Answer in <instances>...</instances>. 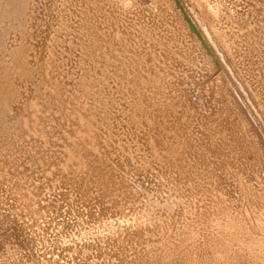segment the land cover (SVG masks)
I'll use <instances>...</instances> for the list:
<instances>
[{
    "label": "rangeland",
    "instance_id": "obj_1",
    "mask_svg": "<svg viewBox=\"0 0 264 264\" xmlns=\"http://www.w3.org/2000/svg\"><path fill=\"white\" fill-rule=\"evenodd\" d=\"M55 1L59 2V0H54V2ZM215 1L219 3L217 4L218 8L216 5L214 8L219 9L220 12L217 11V9H210L205 15V12L196 8L195 4L190 0H61L58 4L55 2L58 6L53 4L55 5L54 8L57 6V10H55L56 8L54 9L55 11L53 10L54 16L60 13L57 14V16L60 15V17L54 18L57 20L60 19L57 21L53 18V21L55 20V23L52 21L54 28L50 26V30L45 32L49 33L43 36L42 33L37 34L38 30L36 29L38 28L37 23L39 21L37 18L36 20L34 18L35 15L37 16V7L43 6V4L40 3L41 0H36V3L35 0H0V66H3L0 67V87L4 86L3 88L1 87L0 90L4 89L2 94H5V97L0 94V121L2 122L3 120L2 123L0 122V161H2L0 162V164H2V166L0 165V264H122L121 262L124 259L123 256L121 259V254L125 255L127 258L124 264L126 262V264H138L140 262V264H148L153 260V257L157 258L163 256L167 259V252H163V249H165V251L170 250L171 253V246H173V249L175 247V243L172 241L176 242V245L179 243L178 241L182 242L179 243V245L184 248H181V251L178 250V253L180 252L179 254L182 256L187 253V256L189 255L193 262V260L197 261L198 258H200L198 261L202 260L197 250L199 245L203 247L206 246L204 242H207L208 238L211 239L212 243L218 240H220L219 242L221 243H226V249L228 247L229 251L226 250L223 255L221 250H219L220 252L216 250L215 254L217 255V253H219L222 255V258H226L227 261L230 260V264H234L235 262L240 264L239 260L241 256L242 260L240 261L243 262L245 258V262L243 263L246 264L248 262L247 260L251 261L252 257L257 254V258L262 261L263 258L261 257L264 254V243L262 244V237L264 235V230L262 229L264 228V130L263 132L259 130V126L262 125L259 121V116L264 118V98H262L264 97V68L262 69V67H264V60L261 61L262 58L264 59V55H262L264 53V48H261V46L264 47V38H262L264 35L262 30L264 27V17H261L262 15L260 14L264 10V0H234L236 4L232 3V0H229V3L228 0H224L225 2L223 0ZM229 4L233 9H230ZM220 5L222 6V10ZM32 8L35 10L32 11ZM261 8L263 9L262 11H260ZM226 10L229 14L226 13ZM237 11H240V13L238 12V14ZM251 11L252 13L257 11L256 15L253 13L257 18L249 14ZM215 12L216 16H214ZM217 12L219 14H217ZM235 13L238 14L237 17L240 15L239 17L243 18L240 20L238 17L237 19ZM243 13H246V16ZM259 14L261 16H259ZM262 14L264 15V13ZM249 16L250 18H248ZM258 16L263 20L258 18ZM227 17L233 22L228 20ZM246 17L248 19H245ZM235 18L239 20L238 23ZM258 19L261 21V24ZM226 20H228V22ZM249 20L251 24H248L250 22ZM254 20L257 24H253ZM246 21L249 22L246 23ZM239 22L242 25H240ZM245 23L250 25L249 28H247L248 25H245ZM39 24L41 25V23ZM252 24L253 26L255 25V27L260 24L261 28H259V25L255 30ZM52 28L53 30L55 29L54 32H50ZM247 29L251 31L248 32ZM254 30L255 33L259 31L262 34V37L260 36L261 39L260 37L259 39L263 44L260 43L257 39L258 37H256L259 32L255 34ZM140 31L142 33L145 32L143 33L144 35ZM247 32L248 34L250 33L251 36L248 35ZM244 33L246 36H250L253 39H248L244 36ZM138 34H140V36ZM37 35L41 36L38 37ZM45 35H48L49 39ZM123 36H128V38L124 37L123 40ZM138 36H142L140 40H144L146 47L143 44L140 45L143 41L139 42ZM240 36H244L245 39H243L245 41L248 40L250 44L248 42L245 43ZM113 37L116 39L114 41H118L119 39L118 45L117 42H115V45V43H113L114 41L111 40L114 39ZM209 37L212 38L213 42L209 40ZM215 37L219 39L216 40ZM35 39L37 41L44 39L45 41L43 42L46 45L44 46L47 47L49 43V47L46 50L42 49L43 53L38 52L35 47L37 43ZM47 39L51 40L46 43ZM128 39H133L134 43H127L129 42L127 41ZM205 39L211 42V44H207ZM250 39L252 41L254 39L257 40L260 45L258 42H255L256 44L254 45V41L252 43ZM109 42H112L114 45L112 47L114 49L112 47L109 48ZM122 42L127 44V47ZM136 42H138V44ZM120 43H122L124 49H122ZM220 43L224 47L221 46L222 48H218V45H221ZM251 43L253 44L252 49L250 48ZM98 44H102L101 48H99L100 46ZM112 44H110V46ZM132 44H136V53L134 52V47L132 48V50L134 49L133 52H127L131 50ZM255 46L260 47L261 50ZM119 48L122 49L121 53L118 52V50L120 51ZM140 48H144V51ZM210 48H213V50ZM241 48L245 50L243 51ZM249 49L252 52L248 51ZM114 50L115 52H113ZM122 51L128 54L125 55ZM140 52L141 54L145 53L144 55L140 54V57ZM223 52H225V54ZM226 52L229 57L226 55ZM240 52H242V54ZM114 53H117L118 57ZM118 53L120 55H118ZM222 53L225 56H223ZM257 53H260L263 57L260 54V56H258ZM12 54H15L14 57ZM230 54L232 58H234L231 59V66L227 65L226 62L224 64L222 61L223 57L226 58L227 56V58H230ZM110 55H113L111 58H118V60L115 58L112 59H115L114 61L118 63L111 61ZM241 55L243 58H241ZM250 55L254 56L253 61V56H251V62L248 61ZM129 56L131 58L130 61L132 60L131 62H134L132 63L134 64L133 66L132 64L129 65L131 62H129V59H126L129 58ZM107 57L110 58V63L107 62V60H109ZM123 57L125 62H123ZM144 58L147 59H145L146 62L144 61L146 64L143 63ZM133 59H135V61ZM246 59L248 62H246ZM256 59H259L258 61L260 62L255 61ZM244 61L246 63L250 62V64L243 66L242 64H245ZM254 62L256 63L254 64ZM137 63L141 66L136 65ZM233 63H237V65ZM251 63L254 66H252ZM34 64L36 67H34ZM116 64L119 68L116 67ZM119 64H123V66ZM147 64L149 65L148 67H146ZM255 65L257 68L260 65L261 68L257 69ZM124 66L126 71L124 70L122 74L120 71H123V69L120 71L119 69L124 68ZM130 66L133 72L134 70H140L137 71V73L139 72V77H137V73L135 74L134 72L138 80L133 79L135 77H131L133 73ZM248 67H250V70L254 68L248 72ZM116 68H118V71H115ZM255 69L259 70L260 73ZM102 70H104V72ZM246 71L248 72L247 74L250 73L249 76L245 73ZM126 72L128 76H125L124 73ZM252 72L253 74L255 72L257 73L254 75L257 81L253 78ZM130 73H132V75ZM228 76L232 77V79H237L238 77V79L243 81V84H245L244 86H246L245 89H247L249 93L248 98L244 101L239 98V94L235 91L232 84H230L232 89H230V91L232 94L230 92L228 93V91L224 92L225 95L223 94L219 88V84L228 85L227 83L230 81V77ZM2 77L4 78L2 79ZM125 77H130L132 82L129 79H124ZM140 77L142 79H140ZM247 77L250 78V81L247 80ZM82 81L85 83H82ZM139 81L142 85L138 83ZM84 84L85 86H83ZM135 84H137V86ZM138 84L140 85L138 86ZM245 89L242 88V91H245ZM122 90L128 95H124L125 93ZM50 94H52L53 97ZM228 96H230V98ZM3 99L6 102L3 101ZM46 102H50V106ZM139 104H142V107ZM135 106L140 107L136 109ZM11 107L14 108L12 109ZM126 107H129L130 110ZM140 108H143L144 112H141L142 116H140L141 114L137 116L136 112L134 113L133 111H140ZM6 109L8 110L7 112H9L8 118L4 115ZM131 109L133 111H131ZM145 111H149V115ZM1 115L2 118L4 116L5 119H2ZM109 116L110 118H107ZM254 116H258V118ZM112 117L113 119H111ZM119 117H121L120 120H118ZM145 117H148L147 120ZM4 120H7V122ZM116 120L117 122L115 123ZM123 120H125V123ZM236 120L240 121H237L239 126H236ZM110 121L113 124L109 123ZM160 122L162 124H160ZM163 122L166 124L163 125ZM232 123H236L234 124L235 126ZM14 125H16V127L19 126L17 128L18 131L15 129ZM158 125H160L162 129H160ZM229 125L230 127H228ZM10 127L13 130H11ZM231 127L232 129H229ZM236 128L237 130H233ZM239 134L241 136H239ZM257 134H259V136ZM235 135H237L238 138ZM156 136L159 137L156 138ZM172 137H174V139ZM236 138L237 141L235 140ZM140 141L145 142L142 144ZM169 141H171V146H167L168 143H170ZM236 143L240 144L241 147L238 144L236 146ZM212 144L223 145L221 148H225L222 149L224 154L216 158L210 156L209 152L210 147L213 146ZM166 146L170 147L172 156L175 154L182 156H179L180 158L177 157L179 160L176 162H180V160L183 159L182 162L179 163L183 164V168H181L182 164L179 167L178 164L173 166L172 162H162L164 156L160 153L167 154V151H163L164 149L162 150V148ZM197 147L198 149H196ZM94 148L96 149L94 150ZM241 148L242 154H240V150H238ZM233 149H236V151ZM147 150L148 152H145ZM154 150H157V152ZM158 150L161 152H158ZM195 150H198L197 152L200 151L202 156H197L198 158L192 156L191 154ZM153 151L154 153H151ZM151 154L158 155L160 159L162 158L161 161L158 156L154 157H157L158 160H149L148 156H151ZM205 155H209L210 157L205 159ZM35 157H37V159H34L35 161L32 160ZM101 158L105 161L108 159L109 163H99L98 160ZM202 158L205 159L204 164L198 162ZM84 159H90V161L88 160L89 165H85ZM171 159H174V156ZM118 160L120 161L118 162ZM117 162L121 165H118ZM93 164L95 166H93ZM98 164L105 166V168H101L103 171L105 170L104 173L101 172L103 173L102 177H99L100 174L96 169ZM88 166L91 168L88 169ZM132 171L134 173H132ZM130 173L134 175V177H132ZM104 175L106 177L109 175V178L111 177L110 179H112L111 184L108 186H103L105 185ZM139 175H141L140 180ZM187 176L188 178L186 179L185 177ZM67 177H71V180ZM94 177L95 179H93ZM140 181H142V183ZM114 184L115 186H113ZM243 184L246 185V188L243 187ZM101 187L104 188L102 189ZM187 187L189 188L188 190ZM233 187L236 188L234 189ZM242 188H244V194H249V197H252L251 199L247 195H243ZM248 188H252L254 191L251 189L249 193L250 190H248ZM118 189H120V191ZM237 189H239V192L236 191ZM225 190L229 191V193ZM136 192L137 194H135ZM231 193H233V195ZM251 193L253 195H251ZM111 195L113 197H110ZM225 195L228 197V200L225 198ZM237 195H241L240 201L237 200ZM257 195L258 198L255 197ZM106 197L107 199L104 200ZM100 198H103V200ZM246 198H249L251 201ZM116 199L118 200L117 203ZM234 199L236 202H239V205L238 203L234 204ZM107 200L109 202L113 200L111 201V206L115 203L117 206L120 203L121 209L120 207L118 208L120 209L119 211L122 212L120 213L117 209L113 211L116 206L110 207V203ZM245 200L251 202L252 205ZM242 201L251 205L249 208L251 207L252 209H250V211L245 210V206H243L244 202ZM241 202L243 203L242 205H240ZM103 205L106 206L104 209L102 208L104 207ZM107 207H110V211ZM101 209L104 211L103 215V211L100 212ZM105 209H107L106 213H109L108 215L105 213ZM91 212L101 215L98 217L97 214H92L91 217ZM115 212H119V215H116ZM201 212L203 217H208V227H206L207 225L198 226L199 220L201 219ZM144 214H146L147 217L150 214V217L147 218ZM142 215L143 218L145 216L144 219L147 218L149 221L146 219L144 222V219L141 217L137 220L138 217ZM94 216H97V219ZM108 216L111 222L108 220ZM134 216L136 217L135 220ZM93 217L94 219H91ZM101 217L104 218L102 219ZM100 218L103 221L105 220L106 223ZM116 218L118 219L116 220ZM120 219L122 220L119 222L118 220ZM129 219L131 223L128 222ZM97 220L100 221L96 222ZM136 220L137 222L139 221V224L145 223L148 225L150 223V225H152L153 222V224H157L156 226L152 225L153 227H147V229L151 227L150 230L152 229L151 231L153 232L155 228L156 231H159L158 229H160L162 225H164L162 228H166L165 226H167V228L163 229L165 232L163 230V232L161 230L157 232L160 234L159 238L157 237L158 239H156L155 236H158L157 233H155L156 231L153 235V232L150 230L147 232V229H144L147 225L142 224L145 234L148 233V235L153 236H151L152 239L149 238L150 240H147V238L145 240L148 243L142 241L144 244H147L146 247L144 244V247L140 244L137 246L136 242L131 238L122 239L119 241V246H117L118 241H115V239L114 241L113 239H111L110 242L107 241L111 237L107 236L106 240V235H111L115 226L117 228L115 229L119 231L124 229V227H126L125 229H130L131 225L129 226L128 223L133 224L131 226L132 230H134L133 228L136 226L138 229L139 227L141 228L142 225H136L138 224ZM107 222L108 224L113 223V227H111L112 225L108 226ZM241 222L244 224L243 226ZM245 225H249L252 229L256 225L259 229H253L256 231L255 233L252 229L248 230L247 227L245 228ZM98 226H100V230ZM128 226L129 228H127ZM240 226H242L241 229ZM243 227L246 229V232L243 230ZM168 228L174 230L177 228L176 230L183 232H173L172 235L175 237L173 236L172 238V235H170L172 229L169 230ZM17 229L21 230L22 236H20L18 240L17 238L12 239L13 237L9 236V233ZM102 229L103 231H101ZM166 230L168 233H166ZM234 230L236 231L233 233ZM242 230L245 233H243ZM250 230L253 234L249 232ZM102 232L107 242H104V238L101 236ZM236 232L239 234V237H245L247 241L250 239V242H248L249 244L253 241V238L256 241V236L258 235L259 239L252 243H254L253 246L260 245L259 247L261 248L255 246L253 249V246L247 243L246 247L245 242L247 241H245V238L243 239L245 241L244 245H241L243 244V242H241L242 238H238ZM161 233L163 235L166 233L168 236H166L167 239L172 243L165 238L166 234L164 235L165 239L162 238L163 236ZM230 233H232L231 236H233V238H238H236V241L234 238V243L232 242L233 238L231 239ZM177 234L180 235V237L182 235L184 237L182 236V238H180ZM148 235L146 236L148 237ZM186 235L190 236L187 241L184 240ZM227 235H229V238L226 237ZM94 236L97 241L93 239ZM176 236L180 240L178 239V241H176ZM160 238L163 239L162 242ZM159 239L160 241H158ZM163 242H166L164 243L165 247L163 246ZM167 242L170 243L171 246L170 244L168 245ZM187 242L191 243L190 246L196 244L198 247L195 245L191 251L190 246L184 245V243L187 245ZM93 243L95 245H93ZM137 243H139V241H137ZM158 243L163 247H159ZM230 243L233 245H228ZM111 244L115 245L112 246ZM152 244H155L154 247L156 245H158V247L156 246L154 250ZM98 245L101 246L100 249ZM149 245L152 246L153 249H151ZM209 245L211 246V244ZM240 245L241 248L242 246L245 248L241 250ZM248 245L250 250L248 249ZM110 246L112 247L110 248ZM125 246L126 249H124ZM166 246L169 248L168 250H166ZM238 246L241 250V254L238 253L240 252ZM132 247L135 249H132ZM137 247L140 248H138L139 251L136 249ZM194 248H197L196 252L199 254H194ZM101 249L104 253H99ZM143 249H145L144 252L147 255L148 251H157V249L158 251L160 249L159 252L162 251L164 255H159L162 253L152 254V251L149 253L154 256L152 257L151 255L150 257L152 258H148L147 255V257L144 256V252L140 253ZM251 249L253 251L252 254H256L251 255ZM255 249L256 251H254ZM112 250L114 251L112 252ZM118 250H121L123 253L120 251L117 252ZM134 250H137L139 253ZM244 250L249 251V253L246 251L243 252ZM261 250H263V254ZM183 251H186V253ZM188 251L191 253L189 254ZM233 251L238 255H235L236 253ZM213 252H215V250ZM227 252L232 254V256L229 254V256H231L229 257ZM170 253L168 252L167 255L170 256ZM192 254L194 258L195 256L197 257V255L200 257L193 259ZM219 254L217 257H220ZM233 255L234 260L235 258L239 260L236 261V259L234 261ZM259 255L260 257H258ZM136 256L148 259L138 260L135 259L138 258ZM237 256L240 257L238 258ZM244 256H247V258L249 257V259ZM177 257H179V255ZM156 258L154 259L156 260ZM257 258H253L254 261H251V264H254V262L256 264L262 263L258 260L256 261ZM132 259L136 261H133V263ZM231 259L234 262H231ZM167 260H172V257ZM145 261L146 263H144ZM249 262L247 264H250Z\"/></svg>",
    "mask_w": 264,
    "mask_h": 264
},
{
    "label": "bare ground",
    "instance_id": "obj_2",
    "mask_svg": "<svg viewBox=\"0 0 264 264\" xmlns=\"http://www.w3.org/2000/svg\"><path fill=\"white\" fill-rule=\"evenodd\" d=\"M21 1H22V0H21ZM57 1H58V0H57ZM190 1H191L192 3L195 4L196 8H199V9H201L202 11H204V12H205V15H206V13H207L208 11H210V9H211V10H212V9H213V10H214V9H217V8H218V7H217V4L219 3V2L216 3L215 0H190ZM218 1H219V0H218ZM223 1H224V0H223ZM230 1H231V0H230ZM230 1L228 0V3H229ZM232 1H233L232 3H235L234 0H232ZM238 1H239V0H238ZM238 1H237V2H238ZM33 2H34V1H33ZM53 2H54V0H41L40 3L43 4V6L41 5L42 7H37V9H36V10H37V16H36V15H35L36 17L34 16L35 20H36V18H37V20L39 21L38 23H37V21H36V23L38 24V28L36 29V30H38V33L36 32L37 34H39V33L41 34V33H42L43 36H44V34H48L49 32H48V33H45V32H47L48 30H50V28H51L50 26L53 27L52 23H53L55 20H57V19L54 18V17H60V15L57 16V14H60V13H57V14L54 16V13H53V12H54L55 10H57V8H56V7L58 6L57 4H58L59 2H61V0H59V2H56V1H55L57 4H56L55 2H54V3H53ZM220 2H221V1H220ZM224 2H225V1H224ZM19 3H20V2H19ZM19 3H17V4H19ZM35 3H36V0H35ZM259 3H261V2H259ZM15 4H16V2H15ZM22 4H24V3H22ZM37 4H38V2H37ZM53 4H56V5H57V6L55 7L56 9L54 8L55 5H53ZM223 4H224V3H223ZM223 4H222V6H224ZM230 4H231V3H230ZM230 4H229V7H230ZM235 4H236V3H235ZM263 4H264V3H263ZM263 4H262V5H263ZM38 5H39V4H38ZM210 5H211V6H210ZM215 5H216L217 8H214ZM260 5H261V4H260ZM11 6H12V5H11ZM24 6H25V5H24ZM34 6H35V5H34ZM34 6H33V7H34ZM218 6H219V5H218ZM222 6L220 5V8H221ZM226 6H227V4H226ZM13 7H14V6H13ZM15 7H16V6H15ZM19 7H20V6H19ZM227 7H228V6H227ZM97 8H98V7H97ZM97 8H96V10H97ZM224 8H225V6H224ZM259 8H260V7H259ZM262 8H263V7H262ZM262 8L260 9V11L263 10ZM16 9H19V8H16ZM16 9H15V10H16ZM20 9H21V7H20ZM32 9H33L32 11L35 10L34 8H32ZM54 9H55V10H54ZM226 9H228V8H226ZM230 9H233V8L230 7ZM230 9H229V10H230ZM254 9H255V8H254ZM256 9H257V8H256ZM13 10H14V9H13ZM53 10H54V11H53ZM96 10H95V11H96ZM221 10H222V8H221ZM229 10H228V11H229ZM234 10H235V8H234ZM252 10H253V9H252ZM257 10H258V9H257ZM59 11H61V10H59ZM215 11H216V10H215ZM217 11H219V9H217ZM230 11H232V10H230ZM253 11H254V10H253ZM258 11H259V10H258ZM56 12H58V11H56ZM213 12H214V11H213ZM219 12H220V11H219ZM233 12H235V11H233ZM238 12L240 13V11H237V13H238ZM256 12H257V11H256ZM256 12H253V13H255V15H256ZM222 13H223V12H222ZM226 13H227V10H226ZM239 13H238V14H239ZM253 13H252V11H251V13H249V14L253 16V15H254ZM259 13H260V12H259ZM262 13H264V10H263V12L260 13L262 16H261L260 14H259V16L264 17V15H263ZM217 14H219V13L217 12ZM224 14H225V13H224ZM227 14H229V12H228ZM230 14H231V13H230ZM235 14H236V13H235ZM238 14H236L235 16L237 17ZM243 14H244V13H243ZM243 14H241V15H243ZM257 14H258V13H257ZM33 15H34V14H33ZM221 15H222V14H221ZM244 15L246 16V13H245ZM255 15H254V16H255ZM214 16H216V12H215ZM214 16H213V17H214ZM217 16H218V15H217ZM232 16H233V15H232ZM239 16H240V15H239ZM239 16H238V17H239ZM252 16H251V17H252ZM259 16H258V18H261V17H259ZM89 17H90V15H89ZM209 17H210V16H209ZM209 17H208V18H209ZM218 17H219V16H218ZM233 17H234V16H233ZM238 17H237V19H238ZM53 18L55 19L54 21H53ZM227 18H228V20H230L229 17H227ZM242 18H243V17H241V18L239 17L240 20H241ZM248 18H250V16H249ZM248 18L246 17L245 19H248ZM254 18H257V17L255 16ZM59 19H60V18H59ZM59 19H58V20H59ZM231 19H233V18H231ZM235 19H236V18H235ZM237 19H236V20H237ZM261 19H262V18H261ZM263 19H264V18H263ZM263 19H262V20H263ZM58 20H57V21H58ZM208 20H209V19H208ZM228 20H226V21L228 22ZM236 20H234V21H236ZM250 20H251V19H250ZM250 20H249V21H250ZM52 21H53V22H52ZM230 21H232V20H230ZM238 21H239V20H237V23H238ZM244 21H245V20H244ZM244 21H243V22H244ZM249 21H248V22H249ZM258 21H259V23L261 22L259 19H258ZM258 21H257V22H258ZM232 22H233V21H232ZM248 22L246 21V23H248ZM39 23H41V25H40ZM54 23H55V22H54ZM230 23H231V22H230ZM241 23H242V22H241ZM246 23H245V25L251 24V21H250L248 24H246ZM254 23H256L255 20L253 21V24H254ZM262 23H263V22H262ZM239 24H240V22H239ZM239 24H238V25H239ZM243 24H244V23H243ZM253 24H252V26H253ZM256 24H257V23H256ZM260 24H261V23H260ZM260 24H258L257 26L259 27ZM240 25H242V24H240ZM245 25H243V26H245ZM262 25H263V24H262ZM33 26H34V25H33ZM36 26H37V25H36ZM209 26H210V25H209ZM249 26H250V25H248L247 28H249ZM257 26L255 27V25H254L253 28L255 27V30H256ZM211 27H212V26H211ZM211 27H209V28H211ZM262 27H263V26H262ZM53 28H54V27H53ZM53 28H52V31H50V32H54V31H55V29L53 30ZM259 28H261V25H260ZM34 29H35V28H34ZM255 30H254V33H255ZM257 30H258V29H257ZM262 30H263V32H264V27H263ZM56 31H57V30H56ZM58 31H59V30H58ZM247 31L249 32V31H251V30H250V29H249V30L247 29ZM252 31H253V30H252ZM140 32H141V31H140ZM140 32H139V33H140ZM248 32H247V34H248ZM258 32H259V31H258ZM258 32H257V33H258ZM263 32H262V33H263ZM123 33H124V32H123ZM141 33H142V32H141ZM143 33H145V32H143ZM143 33H142V34H143ZM251 33H252V32H251ZM257 33H255V34H257ZM118 34H119V33H118ZM234 34H235V33H234ZM252 34H253V33H252ZM259 34H260V35H259ZM121 35H122V34H121ZM138 35L140 36V34H138ZM143 35H144V34H143ZM248 35H250V33H249ZM258 35H259V36H258ZM258 35H257L256 37H258L257 39H258L259 42H260V39H261V37H262V36H261L262 34L259 32ZM37 36L39 37V36H41V35H37ZM45 36L49 39L48 35H45ZM116 36H117V35H116ZM129 36H130V34H129ZM136 36H137V35H136ZM139 36H138V39H139L138 41H139V42H140V41H141V42H142V41L144 42V40H140L142 36H141V37H139ZM244 36H246L245 33H244ZM244 36H240V37L243 39ZM250 36H251V35H250ZM250 36H249V37L246 36V37H247L248 39H249V38H252V37H250ZM252 36H253V35H252ZM254 36H255V35H254ZM260 36H261V37H260ZM35 37H36V36H35ZM46 37H44V38H46ZM124 37H125V36H123V40H124ZM216 37H217V36H216ZM216 37H215V38H216ZM218 37H220V36H218ZM256 37H254V38H256ZM259 37H260V39H259ZM40 38H43V37H40ZM50 38H51V37H50ZM113 38H114V37H113ZM125 38H128V36L125 37ZM262 38H264V35H263ZM48 39L46 40V43H47L48 41H50L52 38H51L50 40H48ZM97 39H98V38H97ZM117 39H118V38H117ZM217 39H219V38H216V40H217ZM244 39H245V38H244ZM244 39H243V41H245ZM252 39H253V38H252ZM35 40H36V39H35ZM98 40H99V39H98ZM108 40H109V39H108ZM111 40L114 41V40H116V39L114 38V39H111ZM123 40H121V41H123ZM131 40H132V41H131ZM205 40H206V39H205ZM209 40H210L211 42H213V40H212L211 37H209ZM246 40H247V39H246ZM250 40H251V39H250ZM32 41H33V40H32ZM36 41H37V40H36ZM36 41H35V42H36ZM43 41H45V40H44V39H40V40H38L37 43L35 44V47L37 48V51L40 52V53L42 52V49H45V50H46V49L49 47V45H48L49 43L47 44V47H45L46 45H45V43H44ZM96 41H97V40H96ZM113 41H112V42H113ZM125 41H126V40H125ZM125 41H124V42H125ZM127 41H129V42H127ZM127 41H126L127 43H130V42H131V43H132V42L134 43L133 39H128ZM206 41H207V40H206ZM253 41H254V45L256 44L255 42H258V41L255 40V39H254ZM253 41L251 40L250 42L253 43ZM33 42H34V41H33ZM97 42H98V41H97ZM112 42H111V43L109 42V43L112 44ZM115 42H117V45H118V44H119V43H118V42H119V39H118V41H114L113 43H115ZM124 42H122V43H124ZM126 42H125V43H126ZM143 42H142L140 45L143 44V45L145 46V42H144V43H143ZM211 42H208V41H207V44H208V43L211 44ZM233 42H234V40H233ZM246 42H248V40L245 41V43H246ZM259 42H258V44H259ZM263 42H264V40H263ZM263 42H260V43L263 44ZM122 43H120V44L122 45ZM125 43H124V44H125ZM136 43L138 44V42H136ZM205 43H206V42H205ZM248 43H249V42H248ZM252 43H251V47L249 46L250 43L248 44V46H249L251 49L253 48V47H252V45H253ZM110 44H109V48L112 47V46H114L113 44L110 46ZM213 44H214V43H213ZM220 44H221V43H220ZM258 44H257V45H258ZM44 45H45V46H44ZM98 45L100 46L99 48H101V45H102V44H98ZM115 45H116V43H115ZM132 45H133V44H132ZM135 45H136V44H135ZM135 45H133L132 47L130 46V47H131V50H129V51H127V52H131V51L133 52V50H134L135 47H136ZM140 45H139V46H140ZM198 45H199V44H198ZM259 45H260V44H259ZM33 46H34V45H33ZM43 46H44L45 48H44ZM95 46H97V45H95ZM119 46H120V45H119ZM125 46L127 47V44H125ZM125 46H124V47H125ZM208 46H209V45H208ZM210 46H212V45H210ZM221 46L224 47V46L221 44L220 46L218 45V48H222ZM246 46H247V45H246ZM263 46H264V45H263ZM121 47H122V49H124V48H123V45H122ZM133 47H134V49L132 50ZM137 47H138V46H137ZM141 47H143V46H141ZM145 47H146V46H145ZM215 47H216V46H215ZM244 47H245V46H244ZM255 47H257V48L260 49V50H261V48H264V47H262V46H261V48L258 47V46H255ZM102 48H103V47H102ZM112 48H113V47H112ZM115 48L118 49L117 47H115ZM128 48H129V47H128ZM128 48H126V49H128ZM34 49H35V48H34ZM113 49H114V48H113ZM119 49H120V51L118 50V52L121 53V50H122V49H121V48H119ZM140 49H143L142 51H144V48H140ZM210 49L213 50V48H210ZM216 49H217V47H216ZM241 49H243V48H241ZM246 49H248V48H246ZM254 49H256V48H254ZM258 49H257V50H258ZM45 50H44V51H45ZM137 50H138V49H137ZM221 50H222V49H221ZM221 50H220V51H221ZM226 50H227V49H226ZM226 50H224V51H226ZM244 50H245V49H243V51H244ZM260 50H259V51H260ZM263 50H264V49H263ZM263 50H262V52H263ZM125 51H126V50H125ZM135 51H136V49L134 50V52H135ZM138 51H139V50H138ZM142 51H141V52H142ZM214 51H215V50H214ZM222 51H223V50H222ZM243 51H242V52H243ZM246 51H247V50H246ZM246 51H245V52H246ZM248 51H251V50L249 49ZM248 51H247V52H248ZM35 52H36V50H35ZM113 52H115V50H114ZM116 52H117V51H116ZM122 52H123V51H122ZM136 52H137V51H136ZM136 52H135V53H136ZM141 52L139 53V55L141 54ZM216 52H217V51H216ZM216 52H215V53H216ZM227 52H228V50H227ZM227 52H226V55H227ZM242 52H240V53L242 54ZM251 52H252V51H251ZM253 52H254V51H253ZM256 52H257V51H256ZM42 53H43V52H42ZM111 53H112V50H111ZM144 53H145V52H144ZM144 53H142V54L144 55ZM223 53L225 54V52H223ZM223 53H222V54H223ZM236 53H237V51H236ZM243 53H244V52H243ZM249 53H250V52H249ZM254 53H255V52H254ZM260 53H261V52H260ZM260 53H257L258 56L261 55ZM1 54H3V53H1ZM114 54H116V56H117V53H114ZM114 54H113V55H114ZM123 54H125V53L123 52ZM127 54H128V53H127ZM127 54H125V55H127ZM132 54H133V53H132ZM142 54H141V55H142ZM224 54H223V56H225ZM228 54H229V53H228ZM244 54H246V53H244ZM244 54H243V56H244ZM257 54H256V57H257ZM259 54H260V55H259ZM14 55H15V54H12L13 57H14ZM37 55H38V54H37ZM88 55H90V54H88ZM113 55H110V58H111V56H113ZM118 55H120V54L118 53ZM129 55H130V54H129ZM136 55H138V54H136ZM136 55H135V57H136ZM141 55H140V57H141ZM215 55H216V54H215ZM217 55H218V54H217ZM232 55H233V53H232ZM235 55H236V54H235ZM247 55H248V54H247ZM247 55H246V56H247ZM254 55H255V54H254ZM262 55H264V53H263ZM262 55H261V56H262ZM0 56H1V55H0ZM2 56H3V55H2ZM114 56H115V55H114ZM121 56H122V54H121ZM121 56H120V57H121ZM227 56L229 57V55H227ZM227 56H226V58L223 57V58H222V61H223L224 64H225V62H226L227 65H230V66H231V63H232V60H231V59H234V58H232L231 54H230V58H227ZM241 56H242V55H241ZM243 56H242L241 58H243ZM251 56H253V55H250V58H248V61H250ZM13 57H12V58H13ZM89 57H90V56H89ZM89 57H88V58H89ZM117 57H118V56H117ZM132 57H133V56H132ZM145 57H146V55H145ZM217 57H219V56H217ZM237 57H238V56H237ZM239 57H240V56H239ZM247 57H248V56H247ZM262 57H263V56H262ZM1 58H2V57H1ZM90 58H93V57H90ZM107 58H109V57H107ZM110 58H109V60H107V62L110 61ZM113 58L116 59V57H112V58H111V61H113V62H115V63H118L117 61H114L115 59L112 60ZM125 58H126V57H125ZM137 58H138V57H137ZM148 58H149V57H148ZM244 58H245V57H244ZM253 58H254V56L252 57V61H253ZM258 58H260V57H258ZM119 59H120V58H119ZM121 59H122V58H121ZM126 59H127V60L129 59V62L132 61V60L130 61V59H131L130 56H129V58H126ZM145 59H146V58H144V60H143V63H144V64H146V63H145V62H146ZM260 59H261V58H260ZM14 60H15V59H14ZM91 60H92V59H91ZM116 60H118V58H117ZM133 60L135 61V59H133ZM136 60H137V59H136ZM141 60H142V58H141ZM141 60H140V61H141ZM146 60H147V59H146ZM240 60H241V59H240ZM243 60H244V59H243ZM243 60H242V61H243ZM258 60H259V59H256L255 61H258ZM262 60H264V59L262 58L261 61H262ZM15 61H16V60H15ZM92 61H93V60H92ZM111 61H110V62H111ZM120 61H121V60H120ZM137 61H138V60H137ZM144 61H145V62H144ZM233 61H234V60H233ZM248 61H247V59H246V62H248ZM110 62H109V63H110ZM123 62H125L124 57H123ZM123 62H121V63H123ZM126 62H127V61H126ZM240 62H241V61H240ZM240 62H239V63H240ZM246 62L244 61L245 64H242V63H241V64H242L243 66H244V65L247 66L248 64H250L251 61H250L249 63H246ZM258 62H260V61H258ZM258 62H257V63H258ZM18 63H19V62H18ZM32 63H33V62H32ZM36 63H38V62H36ZM36 63H35V64H36ZM132 63H134V62L129 63V65H131ZM138 63H139V62H138ZM138 63H137L136 65H140V64H141V62H140V64H138ZM143 63H142V64H143ZM234 63H235V62H234ZM234 63H233V64H234ZM237 63H238V62H237ZM237 63L234 64V65H237ZM252 63H253V62H252ZM252 63H251V64H252ZM255 63H256V62H254V64H255ZM262 63H263V62H262ZM16 64H17V63H16ZM35 64H34V67H36ZM38 64H39V63H38ZM125 64H127V63H125ZM241 64H240V65H241ZM36 65H37V64H36ZM106 65H107V64H106ZM119 65L123 66V64H119ZM129 65H128V66H129ZM133 65H134V64H132V66H133ZM136 65H135V66H136ZM234 65H233V66H234ZM257 65H258V64H257ZM260 65H261V64H260ZM260 65H259L258 68H261ZM1 66H2V65H1ZM1 66H0V67H1ZM22 66H23V65H22ZM109 66H110V65H109ZM114 66H115V64H114ZM135 66H134V67H135ZM140 66H141V65H140ZM143 66H144V65H143ZM148 66H149V65L147 64L146 67H148ZM238 66H239V64H238ZM252 66H254V65L252 64ZM255 66H256V65H255ZM263 66H264V65H263ZM2 67H3V66H2ZM24 67H25V66H24ZM27 67H28V66H27ZM39 67H40V66H39ZM106 67H107V66H106ZM116 67H118L117 64H116ZM136 67H139V66H136ZM144 67H145V66H144ZM235 67H236V66H235ZM240 67H242V66H240ZM32 68H33V66H32ZM113 68H114V67H113ZM118 68H119V67H118ZM118 68H116L115 71H118V70H117ZM124 68H125V66H124ZM124 68H120V69H119V71H120L121 69H123V71H120L122 74H123L124 70L126 71V68H125V69H124ZM130 68H131V66H130ZM141 68H142V67H141ZM141 68H140V69H141ZM242 68H243V67H242ZM245 68H246V67H245ZM249 68H250V67H248V69H249ZM253 68H254V67H253ZM253 68H252L251 70H253ZM256 68H257V66H256ZM258 68H257V69H258ZM263 68H264V67H262V69H263ZM0 69H1V68H0ZM33 69H34V68H33ZM133 69H135V68H133ZM137 69H138V68H137ZM248 69H247V70H248ZM257 69H255V70H257ZM262 69H261V71H262ZM106 70H107V69H106ZM131 70H132V68H131ZM131 70H130V71H131ZM237 70H240V69H237ZM242 70H243V69H242ZM245 70H246V69H245ZM251 70L249 69L248 72H250ZM102 71L104 72V70H102ZM109 71H110V70H109ZM113 71H114V69H113ZM115 71H114V72H115ZM128 71H129V69H128ZM137 71H140V70L138 69ZM137 71L134 70L135 74L137 73ZM243 71H244V70H243ZM257 71L259 72V70H257ZM257 71H256V72H257ZM3 72H4V71H3ZM105 72H106V71H105ZM107 72H108V71H107ZM134 72H133V70H132L133 76H131V77H135V78H133V79L138 80V78L136 79V76L139 77V76H138V73H139V72L137 73L136 76H135ZM248 72L246 71L245 73L247 74ZM256 72H255L254 74H253V72L251 73V74H253V78H254V79H255L254 75L257 74ZM29 73H30V72H29ZM132 73H130V74L132 75ZM140 73H141V72H140ZM259 73H260V72H259ZM259 73H258V74H259ZM262 73H263V71H262ZM27 74H28V73H27ZM114 74H115V73H114ZM117 74H118V73H117ZM117 74H116V77H117ZM124 74H125V76H128V75H126L127 72L124 73ZM128 74H129V73H128ZM32 75H33V74H32ZM120 75H121V74H120ZM139 75L142 76L141 74H139ZM247 75L249 76L250 73L247 74ZM109 76H110V75H109ZM245 76H246V75H245ZM27 77H28V76H27ZM118 77H119V76H118ZM121 77H122V76H121ZM228 77H230V76H228ZM251 77H252V76H251ZM3 78H4V77H2V79H3ZM33 78H34V77H33ZM122 78H123V77H122ZM122 78H121V79H122ZM247 78H248V77H247ZM29 79H30V78H29ZM35 79H36V78H35ZM35 79H34V80H35ZM124 79H129V80H130V77H129V78H126V77H125ZM131 79H132V78H131ZM140 79H142V78L140 77ZM229 79H230V81L227 83L229 86H228V85H223V84L220 85L219 83H217V84H219V86H220L219 88H220V90L223 92V94H224L225 91H228V93H229V92L231 93V91H230V89H231L230 84H232L233 87H234V89H235V91L238 92V94H239L238 97H239V98H241L243 101H244L246 98H248V94H249V93L247 92V89H245L246 86H244L245 84H243V81H242L241 79H238V77H237V79H236V78L232 79V77H230ZM243 79H244V78H243ZM249 79H250V78H248L247 80H249ZM251 79H252V78H251ZM129 80H127V81H129ZM247 80L245 79L246 82H247ZM255 80H256V79H255ZM30 81H31V80H30ZM130 81H131V80H130ZM133 81H134V80H133ZM249 81H250V80H249ZM256 81H257V80H256ZM115 82H116V81H115ZM131 82H132V81H131ZM131 82H130V83H131ZM30 83H31V82H30ZM82 83H85V82L82 81ZM82 83H81V84H82ZM119 83H120V82H119ZM121 83H122V82H121ZM127 83H128V82H127ZM136 83H137V82H136ZM138 83H140V81H139ZM2 84H3V83H2ZM4 84H5V83H4ZM32 84H33V82H32ZM86 84H87V83H86ZM122 84H123V83H122ZM140 84H141V83H140ZM140 84H138V86H139ZM215 84H216V83H215ZM0 85H1V84H0ZM20 85H21V84H20ZM109 85H110V84H109ZM109 85H108V86H109ZM135 85L137 86V84H135ZM141 85H142V84H141ZM24 86H25V85H24ZM83 86H85V84H84ZM224 86H227V87H224ZM1 87L3 88L4 86H1ZM1 87H0V88H1ZM35 87H36V86H35ZM87 87H88V86H87ZM115 87H116V85H115ZM6 88H7V87H6ZM33 88H34V87H33ZM83 88H86V87H83ZM119 88H120V87H119ZM121 88H122V87H121ZM123 88H124V87H123ZM214 88H215V87H214ZM242 88H244L245 91H242ZM215 89H217V88H215ZM3 90H4V89H3ZM3 90H2V89L0 90V94L4 96L5 94H2ZM7 90H8V88H7ZM34 90H35V89H34ZM82 90H83V89H82ZM231 90H232V89H231ZM122 91H123V90H122ZM123 92L125 93L124 95L127 94L125 91H123ZM261 92H262V90H261ZM252 93H254V92H252ZM226 94H227V93H226ZM231 94H232V93H231ZM231 94H230V95H231ZM261 94H262V93H261ZM263 94H264V93H263ZM46 95H47V94H46ZM50 95L52 96V94H50ZM127 95H128V94H127ZM127 95H126V96H127ZM199 95H200V94H199ZM224 95H225V94H224ZM233 95H234V92H233ZM3 96H2V97H3ZM231 96H232V95H231ZM260 96H261V95H260ZM4 97H5V96H4ZM45 97H46V96H45ZM45 97H44V98H45ZM52 97H53V96H52ZM54 97H55V95H54ZM228 97L230 98V96H228ZM142 98H143V97H142ZM229 98H228V99H229ZM262 98H264V97H262ZM51 99H52V98H51ZM51 99H50V101H51ZM53 99H54V98H53ZM143 99H144V98H143ZM225 99H226V96H225ZM228 99H227V100H228ZM139 100H140V98H139ZM3 101H5V100L3 99ZM45 101H46V100H45ZM47 101H48V99H47ZM52 101H53V100H52ZM235 101H236V100H235ZM5 102H6V101H5ZM232 102H233V99H232ZM46 103H48V105L50 106V104H49L50 102H46ZM46 103H45V104H46ZM140 103H141V102H140ZM226 103H227V102H226ZM229 103H230V102H229ZM239 103H240V102H239ZM6 104H7V103H6ZM146 104H147V103H146ZM139 105H141V107H142V104H139ZM143 105H144V104H143ZM157 105H158V104H157ZM180 105H181V104H180ZM10 106H11V105H10ZM51 106H52V105H51ZM129 106H130V105H129ZM149 106H150V104H149ZM186 106H187V105H186ZM0 107H1V106H0ZM46 107H47V106H46ZM132 107H133V106H132ZM139 107H140V106H139ZM139 107L135 106L136 109L139 108ZM11 108H12V107H11ZM13 108H14V107H13ZM13 108H12V109H13ZM126 108H128V110H130L129 107H126ZM150 108H151V107H150ZM2 109H4V108H2ZM133 109H134V108H133ZM148 109H149V108H148ZM8 110H9V108H8ZM8 110H7V109H6V111L4 110V111H5V112H4V115H6V117L8 116V113H9V112H7ZM125 110H127V109H125ZM128 110H127V111H128ZM139 110H140V111L137 110V111H138V112H137L136 110L133 111V110L131 109V111H133L134 113L136 112V115H137V116H138L139 114H141L140 116H142V113H141V112H144V109H143V108H140ZM168 110H169V109H168ZM171 110H172V109H171ZM174 110H176V109H174ZM169 111H170V110H169ZM133 112H132V113H133ZM145 112H147V111H145ZM171 112H172V111H171ZM175 112H176V111H175ZM126 113H127V112H126ZM126 113H125V114H126ZM148 113H149V111L147 112V114H148ZM150 113H151V112H150ZM173 113H174V112H173ZM176 113H178V112H176ZM128 114H129V113H128ZM153 114H154V112H153ZM153 114H152V115H153ZM170 114H171V113H170ZM252 114H253V113H252ZM2 115H3V114H2ZM2 115H1V118H2ZM115 115H116V114H115ZM145 115H146V114H145ZM148 115H149V114H148ZM254 115H255V113H254ZM256 115H257V114H256ZM112 116H113V115H112ZM116 116H117V115H116ZM154 116H155V115H154ZM127 117H128V115H127ZM129 117H130V116H129ZM131 117H132V115H131ZM164 117H165V116H164ZM254 117H257V118H258V116H254ZM7 118H8V117H7ZM107 118H110V116L107 117ZM122 118H123V117H122ZM132 118H133V117H132ZM132 118H131V119H132ZM137 118H138V117H137ZM145 118H146V117H145ZM147 118H148V117H147ZM147 118H146V120H147ZM172 118H173V116H172ZM239 118H241V117H239ZM2 119H5L4 116H3ZM2 119H1V120H2ZM105 119H106V118H105ZM111 119H113V117H112ZM116 119H118V118H116ZM120 119H121V117H119L118 120H120ZM123 119H124V118H123ZM128 119H129V118H128ZM133 119H134V118H133ZM159 119H160V118H159ZM173 119H174V118H173ZM175 119H176V117H175ZM242 119H243V118H242ZM108 120H109V119H108ZM114 120H115V119H114ZM125 120H126V119H125ZM125 120H123V122H124ZM239 120H240V119H239ZM239 120H236V121H235L237 124H236V123H232V124H233V125L236 124V126H239V125H238V122H240ZM257 120H258V119H257ZM4 121L7 122V120H4ZM55 121H56V120H55ZM111 121H112V120H111ZM111 121H110L109 123H111ZM129 121H130V120H129ZM144 121H145V120H144ZM171 121H172V120H171ZM171 121H170V122H171ZM237 121H238V122H237ZM243 121H244V119H243ZM259 121H260V123H262V125L259 126V130H260L261 132H263V130H264V128H263V127H264V118H262V117L259 116ZM0 122H1V121H0ZM2 122H3V120H2ZM2 122H1V123H2ZM112 122H113V121H112ZM116 122H117V120L115 121V123H116ZM126 122H127V121H126ZM130 122H131V121H130ZM150 122H151V121H150ZM165 122H166V121H165ZM170 122H169V123H170ZM174 122H175V121H174ZM176 122H177V121H176ZM229 122H230V121H229ZM229 122H228V124H229ZM231 122H234V121H231ZM257 122H258V121H257ZM124 123H125V122H124ZM158 123H159V122H158ZM158 123H157V124H158ZM177 123H178V122H177ZM258 123H259V122H258ZM56 124H57V123H56ZM56 124H55V125H56ZM111 124H113V123H111ZM121 124H122V123H121ZM126 124H127V123H126ZM129 124H130V123H129ZM129 124H128V125H129ZM133 124H134V123H133ZM157 124H155V125H157ZM160 124H162V123L160 122ZM165 124H166V123L163 122V125H165ZM170 124H171V123H170ZM232 124H230V125H232ZM239 124H240V123H239ZM5 125H6V124H5ZM117 125H119V124H117ZM147 125H149V124H147ZM147 125H146V127H147ZM153 125H154V124H153ZM153 125H152V126H153ZM177 125H178V124H177ZM230 125H229L228 127H230ZM14 126H15V129H16V130H17V128L19 127V126L16 127V125H14ZM14 126H13V128H14ZM109 126H110V125H109ZM121 126H124V125H121ZM121 126H120V127H121ZM158 126H159V128H160V125H158ZM171 126H172V125H171ZM234 126H235V125H234ZM262 126H263V127H262ZM11 127H12V126H11ZM11 127H10V128H11ZM111 127H112V126H111ZM111 127H110V128H111ZM113 127H114V125H113ZM127 127H128V126H127ZM127 127H125V128H127ZM130 127H131V126H130ZM138 127H139V126H138ZM148 127H149V126H148ZM164 127H165V126H164ZM169 127H170V126H169ZM175 127H176V126H175ZM177 127H178V126H177ZM240 127H241V126H240ZM7 128H8V126H7ZM106 128H107V127H106ZM133 128H134V127H133ZM155 128H156V126H155ZM234 128H235V127H234ZM123 129H124V128H123ZM128 129H129V128H128ZM128 129H127V130H128ZM150 129H151V127H150ZM160 129H162V128H160ZM170 129H171V128H170ZM176 129H177V128H176ZM221 129H222V128H221ZM229 129H232V127L229 128ZM240 129H241V128H240ZM8 130H9V129H8ZM11 130H13V129L11 128ZM11 130H9V131H11ZM101 130H102V129H101ZM152 130H153V129H152ZM158 130H159V129H158ZM158 130H157V131H158ZM233 130H237V128H236V129H233ZM5 131H6V130H5ZM17 131H18V130H17ZM112 131H113V130H112ZM131 131H132V130H131ZM153 131H154V130H153ZM240 131H242V130H240ZM3 132H4V131H3ZM13 132H14V131H13ZM105 132H106V131H105ZM105 132H104V134H105ZM122 132H123V131H122ZM124 132H125V131H124ZM139 132H140V131H139ZM143 132H144V131H143ZM154 132H155V131H154ZM159 132H160V131H159ZM234 132H235V131H234ZM238 132H239V131H238ZM238 132H237V134H238ZM15 133H16V132H15ZM128 133H129V132H128ZM131 133H132V132H131ZM151 133H153V132H151ZM161 133H162V132H161ZM172 133H173V132H172ZM175 133H176V132H175ZM3 134H4V133H3ZM97 134H98V133H97ZM114 134H116V133H114ZM123 134H124V133H123ZM136 134H138V133H136ZM139 134H140V133H139ZM149 134H150V133H149ZM173 134H174V133H173ZM177 134H178V133H177ZM259 134H260V133H259ZM259 134H257V135L259 136ZM98 135H99V134H98ZM98 135H97V136H98ZM125 135H126V134H125ZM140 135H141V134H140ZM158 135H159V133H158ZM225 135H226V134H225ZM225 135H224V136H225ZM99 136H100V135H99ZM161 136H162V134H161ZM161 136H160V137H161ZM235 136L238 138L237 135H235ZM239 136H241V135L239 134ZM258 136H257V138H258ZM263 136H264V135H263ZM119 137H120V135H119ZM136 137H137V136H136ZM150 137H151V136H150ZM157 137H159V136H156V138H157ZM162 137H163V136H162ZM174 137H175V136H174ZM174 137H172V138L174 139ZM261 137H262V136H261ZM146 138H147V137H146ZM151 138H152V137H151ZM151 138H150V139H151ZM231 138H232V137H231ZM237 138L235 139L236 141H237ZM163 139H164V138H163ZM173 139H172V140H173ZM136 140H137V139H136ZM136 140H135V141H136ZM138 140H139V138H138ZM141 140H143V139H141ZM153 140H154V138H153ZM235 140H234V141H235ZM147 141H148V140H147ZM147 141H146V142H147ZM154 141H155V140H154ZM160 141H161V139H160ZM160 141H159V142H160ZM163 141H164V140H163ZM163 141H162V143H163ZM173 141H174V140H173ZM173 141H172V142H173ZM230 141H231V140H230ZM236 141H235V142H236ZM240 141H241V139H240ZM137 142H138V141H137ZM140 142H141V141H140ZM143 142H145V141H143ZM143 142H141V143L143 144ZM165 142H166V141H165ZM169 142H170V143H168L167 146H171V145H170V144H171V141H169ZM177 142H178V141H177ZM231 142H232V141H231ZM232 143H233V142H232ZM239 143H241V142H239ZM99 144H100V143H99ZM135 144H136V143H135ZM144 144H145V143H144ZM149 144H150V143H149ZM228 144H229V143H228ZM228 144H227V146H228ZM230 144H231V143H230ZM237 144H238V143H236V146H237ZM241 144H242V143H241ZM243 144H244V143H243ZM0 145H1V144H0ZM130 145H131V144H130ZM130 145H129V146H130ZM145 145H146V144H145ZM153 145H154V144H153ZM196 145H198V144H196ZM196 145H194V146H196ZM212 145H213V146L210 147V152H209V153H210V156H214V157L216 158V157H218V156L224 154V151H223L222 149H225V148H221L223 145H221V146H220V145H215V144H212ZM233 145H234V144H233ZM238 145L240 146V144H238ZM141 146H142V145H141ZM143 146H144V145H143ZM148 146H149V145H148ZM148 146H147V147H148ZM161 146H162V145H161ZM167 146L164 147V148H162V150L164 149L163 151H167V154H165V153H160V154H163V156H164L163 159L161 158V159H162V162H164V163L172 162V163H173V164H172L173 166H176V165L178 164L179 167H180L182 163H181V164H179V163L182 162L183 159L180 160V162H176V161H178L179 158L182 157V156L179 155V156H180V157H179L178 154H177V155L175 154V155H173V156H174V159H176V160L171 159L173 156H172V153H170V147H167ZM229 146H232V145H229ZM234 146H235V145H234ZM236 146H235V147H236ZM103 147H104V146H103ZM109 147H110V146H109ZM127 147H128V146H127ZM145 147H146V146H145ZM190 147H191V146H190ZM235 147H234V148H235ZM240 147H241V146H240ZM240 147H238V148H240ZM112 148H113V147H112ZM139 148H140V147H139ZM158 148H159V147H158ZM158 148H157V149H158ZM192 148H193V147H192ZM230 148H231V147H230ZM242 148H243V147H242ZM242 148H241V149H238V150H240V151H239L240 154H242V152H241V151H242ZM92 149H93V148H92ZM95 149H96V148H94V150H95ZM104 149H105V148H104ZM124 149H125V148H124ZM143 149H145V148H143ZM171 149H172V148H171ZM173 149H174V147H173ZM196 149H198V147H197ZM87 150H88V149H87ZM89 150H90V149H89ZM148 150H149V149H148ZM148 150L145 151V152H148ZM152 150H153V149H152ZM231 150H232V149H231ZM233 150H234V149H233ZM238 150H237V152H238ZM91 151H92V150H91ZM102 151H103V150H102ZM130 151H131V150H130ZM149 151H150V150H149ZM154 151L157 152V150H154ZM154 151L151 152V153H154ZM159 151H160V150H158V152H159ZM163 151H162V152H163ZM186 151H187V150H186ZM186 151H185V152H186ZM190 151H191V150H190ZM197 151H198V150H197ZM197 151L195 150V151H194L195 153H194V152H193V153L191 152V153H192L191 155H192V156H196V157H197V156H198V157L202 156L201 152L199 151V152H200V153H199V152H197ZM234 151H236V149H235ZM85 152H86V150H85ZM87 152H88V151H87ZM99 152H100V151H99ZM141 152H142V151H141ZM160 152H161V151H160ZM175 152H178V151H175ZM134 153H135V152H134ZM137 153H138V152H137ZM178 153H180V152H178ZM181 153H183V152H181ZM101 154H102V153H101ZM121 154H122V153H121ZM140 154H141V153H140ZM143 154H145V153H143ZM158 154H159V153H158ZM160 154H159V156H160ZM93 155H94V154H93ZM124 155H125V154H124ZM138 155H139V154H138ZM147 155H148V154H147ZM165 155H166V156H165ZM109 156H111V155H109ZM113 156H114V155H113ZM145 156H146V155H145ZM155 156H158V155H156V154H151V156H148V159H149V160H152V161L158 160L159 156H158V158H157V157L154 158ZM170 156H171V157H170ZM188 156H189V155H188ZM203 156H204V155H203ZM205 156H206V155H205ZM210 156H209V155L206 156L205 159L209 158ZM133 157H134V156H133ZM177 157H179V158L177 159ZM198 157H197V158H198ZM137 158H138V157H137ZM146 158H147V157H146ZM256 158H257V157H256ZM34 159H37V157L33 158L32 160H34ZM118 159H119V158H118ZM126 159H127V158H126ZM161 159L159 158L160 161H161ZM205 159H204V158H202L201 160L199 159L200 161H198V162H201V163L204 164V163H205ZM7 160H8V159H7ZM32 160H31V161H32ZM88 160L90 161V159H84L85 165H89V161H88ZM120 160H121V159H120ZM120 160H118V162H119ZM163 160H164V161H163ZM4 161H5V160H4ZM34 161H35V160H34ZM92 161H93V160H92ZM111 161H113V160H111ZM126 161H127V160H126ZM131 161H132V159H131ZM131 161H130V162H131ZM140 161H141V160H140ZM147 161H148V160H147ZM0 162H2V161H0ZM25 162H26V161H25ZM98 162H99V163H107V162H108V159L105 161L103 158H101V159L98 160ZM98 162H97V163H98ZM118 162H117V164H118ZM128 162H129V161H128ZM128 162H127V163H128ZM4 163H5V162H4ZM108 163H109V162H108ZM127 163H126V164H127ZM140 163H141V162H140ZM140 163H139V164H140ZM10 164H11V163H10ZM126 164H125V165H126ZM133 164H134V163H133ZM133 164H132V165H133ZM0 165L2 166V164H0ZM99 165H100V164H98V166H99ZM118 165H121V164L119 163ZM129 165H130V164H129ZM135 165H136V164H135ZM135 165H134V166H135ZM9 166H10V165H9ZM33 166H34V165H33ZM93 166H95V165L93 164ZM98 166L96 167V169H97L98 173L100 174L99 177H100V176L102 177V176H103V173H104L105 170L103 171L101 168H102V167L105 168V166H103V165H100L99 167H98ZM109 166H110V165H109ZM106 167H107V166H106ZM127 167H128V165H127ZM0 168H1V167H0ZM6 168H7V167H6ZM90 168H91V167H90ZM90 168H89V166H88V169H90ZM92 168H93V167H92ZM108 168H109V167H108ZM181 168H183V164H182ZM3 169H4V168H3ZM3 169H1V170H3ZM29 169H30V168H29ZM126 169H127V168H126ZM142 169H144V168H142ZM123 170H125V169H123ZM132 170H133V169H132ZM27 171H28V170H27ZM106 171H107V170H106ZM136 171H137V170H136ZM138 171H139V169H138ZM140 171H141V170H140ZM23 172H24V171H23ZM93 172H94V171H93ZM101 172H103V173H101ZM129 172H130V171H129ZM184 172H185V171H184ZM26 173H28V172H26ZM88 173H89V172H88ZM88 173H87V174H88ZM95 173H97V172H95ZM109 173H110V172H109ZM132 173H134V172L132 171ZM137 173H138V172H137ZM17 174H18V173H17ZM21 174H22V173H21ZM111 174H112V173H111ZM125 174H127V173H125ZM130 174H131V173H130ZM97 175H98V174H97ZM131 175H132V174H131ZM135 175H136V174H135ZM137 175H138V174H137ZM143 175H144V174H143ZM93 176H94V175H93ZM104 176H105V175H104ZM129 176H130V175H129ZM140 176H141V175H139V180H140V178H141ZM89 177H90V176H89ZM115 177H116V175H115ZM132 177H134V175H132ZM67 178H69V177H67ZM70 178H71V177H70ZM70 178H69V179H70ZM96 178H98V177H96ZM110 178H111V177H110ZM110 178H109V175H108V177L105 176V182H104L105 185H103V183H102V185H103V186H108V185H110V184H111V180H112V179H110ZM112 178H113V176H112ZM129 178H131V177H129ZM185 178L187 179L188 176L185 177ZM93 179H95V177H94ZM70 180H71V179H70ZM88 180H89V179H88ZM91 180H92V179H91ZM130 180H131V179H130ZM133 180H134V178H133ZM136 180H137V179H136ZM141 180H142V179H141ZM240 180H241V179H240ZM68 181H69V180H68ZM92 181H93V180H92ZM97 182H98V181H97ZM115 182H116V181H115ZM125 182H126V181H125ZM134 182H135V181H134ZM138 182H139V181H138ZM140 182L142 183V181H140ZM65 183H66V182H65ZM90 183H91V182H90ZM136 183H137V182H136ZM136 183H135V184H136ZM141 183H139V184H141ZM123 184H124V182H123ZM94 185H95V184H94ZM137 185H138V184H137ZM142 185H143V184H142ZM243 185H244V184H243ZM97 186H98V185H97ZM113 186H115V184H114ZM131 186H132V185H131ZM220 186H221V185H220ZM245 186H246V185H244L243 187L246 188ZM122 187H123V185H122ZM221 187H223V186H221ZM221 187H219V188H221ZM236 187H237V186H236ZM236 187H233V188L235 189ZM247 187H249V186H247ZM94 188H95V187H94ZM101 188H102V187H101ZM103 188H104V187H103ZM103 188H102V189H103ZM117 188H118V187H117ZM132 188H134V187H132ZM144 188H145V187H144ZM204 188H205V187H204ZM231 188H232V187H231ZM244 188H242V190H243ZM78 189H79V188H78ZM115 189H116V188H115ZM121 189H122V188H121ZM128 189H129V188H128ZM130 189H131V188H130ZM137 189H138V188H137ZM139 189H140V188H139ZM147 189H148V188H147ZM188 189H189V188L187 187V190H188ZM214 189H215V188H214ZM216 189H217V188H216ZM216 189H215V190H216ZM240 189H241V186H240ZM251 189H252V188H248V190H250L249 193L251 192ZM81 190H82V189H81ZM97 190H98V189H97ZM104 190H105V189H104ZM118 190L120 191V189H118ZM122 190H123V189H122ZM131 190H132V189H131ZM135 190H136V189H135ZM135 190H134V191H135ZM184 190H185V189H184ZM217 190H218V189H217ZM238 190H239V189H237L236 191H238ZM252 190H253V189H252ZM79 191H80V190H79ZM127 191H129V190H127ZM225 191H227V190H225ZM230 191H231V190H230ZM245 191H246V189H245ZM253 191H254V190H253ZM84 192H87V191H84ZM99 192H100V191H99ZM103 192H104V191H103ZM103 192H102V193H103ZM107 192H108V191H107ZM109 192H110V191H109ZM114 192H115V191H114ZM227 192L229 193V191H227ZM227 192H226V193H227ZM238 192H239V191H238ZM238 192H237V193H238ZM240 192H241V191H240ZM242 192H243V195H244V196L247 195V194H244V190H243ZM112 193H113V192H112ZM123 193H124V192H123ZM123 193H122V194H123ZM226 193H225V194H226ZM228 193H227V194H228ZM252 193H255V192H252ZM252 193H251V195H253ZM106 194H107V193H106ZM114 194H115V193H114ZM135 194H137V192H136ZM135 194H134V195H135ZM231 194L233 195V193H231ZM238 194H241V193H238ZM255 194H256V193H255ZM255 194H254V195H255ZM83 195H84V194H83ZM228 195H229V194H228ZM228 195H227V196H228ZM232 195H231V196H232ZM234 195H235V194H234ZM251 195H250V196H251ZM115 196H117V195H115ZM237 196H238V199H237ZM237 196H236V199L239 200V199L241 198V197H240L241 195H240V196L237 195ZM244 196H243V198H244ZM247 196L249 197V194H248ZM259 196H260V194H259ZM94 197H95V196H94ZM107 197H108V196H107ZM107 197H106L104 200H106ZM110 197H113V196L111 195ZM133 197H134V196H133ZM229 197H230V196H229ZM255 197L258 198V195L255 196ZM255 197H254V200H255ZM114 198H115V197H114ZM225 198L228 200V197H226V195H225ZM225 198H223V199H225ZM249 198H250V197H249ZM249 198H248V199H249ZM251 198H252V197H251ZM251 198H250V199H251ZM259 198H260V197H259ZM261 198H262V196H261ZM85 199H86V198H85ZM100 199L103 200V198H100ZM130 199H131V198H130ZM226 199H225V200H226ZM246 199H247V198H246ZM248 199H247V200H248ZM250 199H249V200H250ZM116 200H117V199H116ZM234 200H235V199H234ZM241 200H242V199H241ZM247 200H245V201H247ZM256 200H257V199H256ZM107 201H108V200H107ZM111 201H113V200H111ZM111 201H110V202L108 201V202L110 203V205H109L110 207H113V206L118 202V200H117L116 203H115L113 206H111ZM219 201H221V200H219ZM223 201H224V200H223ZM239 201H240V200H239ZM250 201H251V200H250ZM259 201H260V200H259ZM114 202H115V201H114ZM242 202H244V201H242ZM242 202H241L240 205L243 204ZM247 202H249V201H247ZM247 202H244V205H243V206H245V210H249V211H250V209H252V208H251V207L249 208V206H251L252 203L249 202V203H251V205H249ZM253 202H255V201H253ZM237 203H238V205H239V202H236V200H235V203H234V204H237ZM257 203H258V201H257ZM253 204H255V203H253ZM107 205H108V204H107ZM103 206H104V205H103ZM115 206H116V205H115ZM218 206H219V205H218ZM105 207H106V206H104V207H102V208L104 209ZM110 207H109V208L107 207V209L109 210ZM118 207H120V209H121L120 203L116 206L115 209L113 208L114 210H113V209H111V210L116 211V209H117V211H119L120 209H119ZM246 208H247V209H246ZM103 209H101L100 212H102ZM107 209H105V210H106L105 213L107 212ZM161 209H162V208H161ZM109 211H110V210H109ZM113 211H112V212H113ZM161 211H162V210H161ZM112 212H111V213H112ZM119 212L121 213L122 211H119ZM119 212H117V213L115 212L116 215H117ZM89 214H90V213H89ZM92 214H93V213L91 212V214H90L91 217H92ZM94 214H97V213H94ZM94 214H93V215H94ZM103 214H104V211H103L102 215H103ZM106 214H107V213H106ZM106 214H105V218H106ZM108 214H109V213H108ZM108 214H107V215H108ZM147 214H148V213H147ZM155 214H156V213H155ZM200 214H201V219L199 220V224H198V226H199V225H205V226H206L207 223H208V221H207V218H208V217H207V218H206L205 216L203 217V216H202V212H201ZM99 215H101V214H99ZM99 215L97 214L98 217H99ZM118 215H119V214H118ZM144 215L147 217L146 214H144ZM149 215H150V214H149ZM149 215H148V217H150ZM97 216H96V217H97ZM109 216H110V215H109ZM109 216H108V217H109ZM135 216H136V215H135ZM135 216H134V220H135V218H136ZM145 216H144V218H145ZM160 216H161V215H160ZM94 217H95V216H94ZM94 217L91 218V219H94ZM96 217H95V218H96ZM112 217H113V215H112ZM140 217L143 218V215H142V216H139L137 220H139ZM148 217H147V218H148ZM157 217H158V216H157ZM88 218H89V216H88ZM101 218H102V217H101ZM101 218H100V219H101ZM103 218H104V217H103ZM103 218H102V219H103ZM144 218H143V219H144ZM147 218H146V219H147ZM152 218H153V217H152ZM96 219H97V218H96ZM102 219H101V220H102ZM114 219H115V218H114ZM117 219H118V218H116V220H117ZM130 219H131V218H130ZM130 219H129L128 222H130ZM143 219H142V220H143ZM146 219H144L143 221L145 222ZM157 219H159V218H157ZM106 220H107V219H106ZM108 220L110 221V217H109ZM108 220H107V221H108ZM116 220H115V222H116ZM121 220H122V219H120V220H118V221L120 222ZM137 220H136V223H138V224H136V225L140 226V225H142V224H143V225L145 224V223H142V224L140 223V224H139V221L137 222ZM147 220L149 221V219H147ZM151 220H152V219H151ZM88 221H89V220H88ZM88 221H87V222H88ZM99 221H100V220H97L96 222H99ZM102 221H103V220H102ZM102 221H101V222H102ZM109 221H108V222H109ZM131 221H132V219H131ZM140 221H141V220H140ZM93 222H94V221H93ZM103 222L106 223L105 220H104ZM108 222H107V225H108V226H111V225H112L111 227H113V223L108 224ZM110 222H111V221H110ZM123 222H125V221H123ZM133 222H135V221H133ZM146 222H147V221H146ZM150 222H152V221H150ZM163 222H164V221H163ZM125 223H127V222H125ZM130 223H131V222H130ZM153 223H154V222H153ZM153 223H152V225H154V226L157 225V224H153ZM156 223H158V222H156ZM159 223H160V222H159ZM167 223H168V222H167ZM241 223H242V222H241ZM241 223H240V224H241ZM244 223H245V222H244ZM164 224H165V223H164ZM246 224H248V223H246ZM102 225H103V224H102ZM105 225H106V224H105ZM105 225H104V226H105ZM126 225H127V224H126ZM126 225H124V226H126ZM128 225H129V226H130V225L132 226L133 224H129V223H128ZM134 225H135V223H134ZM143 225H142L141 228L139 227V229L136 228V227H137V226H136V227H135L136 229L132 227V228L134 229V230H132V229H131V226H130V229H125L126 227H124V229H122V230H120V231H119V230H116L117 228H116V226H115L116 229L114 228V230L112 231V234L110 233L111 235H106L105 238H106V240H107V236H108V237H111L110 239L107 240V241H109V242H110L111 239H113V241H114V239H115V241L117 240V241H118L117 246H119V244H120L119 241H121V240L124 239V238H126V239H127V238H128V239L131 238L134 242H136L137 246H138L139 244H140V245H143L144 242H145V243L147 242V241H145L147 238H148L147 240H150L149 238L152 239V237H153L152 235H151V236H152V237H151V236L148 235V233H147L148 230H150V228H151V227H149V228L147 229V227H148V226H152V225H150V223H149L148 225L145 224V225H147V226H145V228H144ZM243 225H244V224L242 223V226H243ZM108 226H107V227H108ZM120 226H121V225H120ZM129 226H128L127 228H129ZM158 226H159V225H158ZM158 226H157V228H158ZM160 226H161V225H160ZM162 226L164 227V225H162ZM162 226L160 227V229H158L159 231H160V230L162 231L163 229H166V228H167V226H165L166 228H162ZM205 226H204V228H205ZM208 226H209V224H208L206 227H208ZM242 226H240V229H241ZM98 227H99V230H100V226H98ZM152 227H153V226H152ZM246 227L248 228V230H249V229H252V227L250 228L249 225H248V226L245 225V228H246ZM254 227H256V225H255ZM254 227H253V229H257V230L259 229L258 227H256V228H254ZM101 228H102V226H101ZM104 228H105V227H104ZM143 228H144V229H147V230H146V231H147V232H146L147 234H145V231H143V230H144ZM154 228H155V227H154ZM161 228H162V229H161ZM172 228H173V227H172ZM172 228H170V229H172ZM237 228H238V227H237ZM109 229H110V228H109ZM168 229H169V228H168ZM168 229H167V230H168ZM170 229H169V230H170ZM176 229H177V228H176ZM176 229H175V230L172 229V231H171L172 233H171L170 235H172L173 232L178 231V230H176ZM238 229H239V228H238ZM253 229H252V231L254 232L255 230H253ZM262 229L264 230V228H262ZM105 230H106V229H105ZM107 230H108V229H107ZM110 230H112V229H110ZM151 230H152V229H151ZM151 230H150V231H151ZM167 230H166V231H167ZM243 230L246 232V229H244V227H243ZM243 230H242V232H243ZM263 230H262V231H263ZM101 231H103V229H102ZM155 231H156V228H155L154 232H155ZM159 231H156L155 233H157V232H159ZM163 231H164V230H163ZM163 231H162V232H163ZM227 231H228V230H227ZM229 231L231 232L230 229H229ZM235 231H236V230H234L233 233H234ZM260 231H261V230H260ZM110 232H111V231H110ZM125 232H126V233H125ZM151 232H153V231H151ZM151 232H150V233H151ZM154 232H153V235H154ZM164 232H165V231H164ZM178 232H183V231H178ZM237 232H238V231H237ZM237 232H236V234H237ZM245 232H243V233H245ZM249 232H250L251 234H253V232H251V230H250ZM257 232H259V231H257ZM166 233H168V231H167ZM166 233H165V234H166ZM169 233H170V231H169ZM228 233H229V232H228ZM255 233H256V231H255ZM255 233H254V234H255ZM263 233H264V231H263ZM0 234H1V233H0ZM108 234H109V233H108ZM159 234H160V233H159ZM159 234L157 233L158 236H155L156 239L159 238ZM161 234H162V233H161ZM165 234H164V235H165ZM178 234H179V233H178ZM178 234H177V236L180 237V235H178ZM226 234H227V232H226ZM231 234H232V233H230V237H231V239H232L233 236H231ZM146 235H148V237H147ZM164 235L162 234L163 237H162V236H161V237L164 238ZM170 235H169V236H170ZM181 235H182V234H181ZM233 235L236 236L235 234H233ZM238 235H239V234H237V236H238ZM256 235H257V234H256ZM256 235H255V236H256ZM9 236H12V237H13L12 239L17 238V240H18V238H19L20 236H22V232H21V230H18V229H17V230H15L14 232L9 233ZM9 236H8V237H9ZM101 236L104 238L103 232H102ZM145 236H146V237H145ZM166 236H167V234L165 235V238L167 239L168 236H167V237H166ZM173 236H174V235H172V238H173ZM177 236H176V237H177ZM182 236H183V235H182ZM182 236H181L180 238H182ZM228 236H229V235H227L226 237H228ZM87 237H88V236H87ZM144 237H145V238H144ZM155 237H154V238H155ZM157 237H158V238H157ZM174 237H175V236H174ZM178 237L175 238V240L177 239L176 241H178V239H179ZM183 237H184V236H183ZM189 237H190L189 235H186L184 240L187 241ZM256 237H257V238H256ZM256 237H255V238H256V241H257V239H259V238H258V235H257ZM259 237H260V236H259ZM9 238H10V237H9ZM82 238H83V236H82ZM99 238H101V237H99ZM99 238H98V239H99ZM103 238H101V239H103ZM105 238H104V242H107V241H105ZM154 238H153V239H154ZM162 238H160V239H162ZM165 238H164V239H165ZM228 238H229V237H228ZM234 238H235V237H234ZM234 238H233L232 242L234 241ZM236 238H237V237H236ZM236 238H235V241H236ZM238 238H242V241H241V242H243V244H241V245H244V242L247 241V239H246L245 237H244V238H245V241L243 240L244 238L241 237V236H240V237L238 236ZM238 238H237V239H238ZM263 238H264V235H263V237H262V244L264 243V242H263V240H264ZM83 239H84V238H83ZM93 239L97 241V239H95V236L93 237ZM126 239H125V240H126ZM160 239H159L158 241H160ZM5 240H6V239H5ZM5 240H4V242H5ZM167 240H168V239H167ZM171 240H174V239H171ZM179 240H180V239H179ZM181 240H182V239H181ZM216 240H217V239H216ZM251 240H252V239H251ZM260 240H261V239H260ZM15 241H16V240H15ZM22 241H23V240H22ZM24 241H25V240H24ZM102 241H103V240H102ZM126 241H127V240H126ZM126 241H125V242H126ZM130 241H131V240H130ZM137 241H139V243H137ZM142 241H144V242H142ZM151 241H152V240H151ZM151 241H150V242H151ZM162 241H163V239L161 240V242H162ZM168 241H170V240H168ZM212 241H213V239H212ZM219 241H220V240H218V241L212 243V242H211V239L208 238L207 242H206V241L204 242V243L206 244V246H204V247H203V246H200V245H199V247H198V246L195 244V245L198 247L197 252L200 253V256H201V259H202V260H199V261H198V259H200V258H198L197 261L193 260V262H192V260H191L192 258L190 259L189 255L187 256V253H186L187 250H186V249H185L186 251H183L184 253H186V254H185L186 256H185V255H183V256L180 255V254H179L180 252L178 253V250L181 251V248H184V247H182L181 245H179V243H182V242H180V241H178L179 243L177 242V243H178L177 245H176V242L172 241L173 243H175V244H174V246H175L174 249H173V246H171V244H170V243H172V242H171V241H170V243L167 242L168 245L170 244V246H171V249H172V252H171V253H170V250H168L169 248H167V246H166V248H167L166 250H168V251H165V249H163V250H164L163 252H165V253H166V252H167V253L169 252V253H170V256L167 255V253H166V257H167V256H168V258L172 257V260H167L168 258L166 259V258L163 257V256H159V257H157V258H156V257H153L154 255H152V254H155V253H156V254H157V253H162V251L159 252L160 249H159V251H158V249H157L158 252L149 249L150 251H148V255L145 254V252H144L145 249L141 250L140 253L144 252V256L147 255L148 258H152V257H153V260H152V261L149 260L150 262H149L148 264H171V263H172V264H175V262H176V264H230V263H229L230 260L227 261L226 258H222V257H221L222 255H220L219 253H217V255L215 254V253H216V250H217V252H218L219 250H221V252H223V255H224L225 251L228 250V247H227V249H226V243H224V242L221 243V242H219ZM221 241H222V240H221ZM230 241H231V240H230ZM253 241H255L254 238H253ZM253 241H252V242H253ZM256 241H255V242H256ZM48 242H49V241H48ZM88 242H89V241H88ZM88 242H87V243H88ZM92 242H93V241H92ZM94 242H95V241H94ZM99 242H100V241H99ZM109 242H108V244L110 245ZM131 242H132V241H131ZM134 242H133V243H134ZM140 242H141V243H140ZM161 242H160V243H161ZM183 242H184V241H183ZM193 242H194V241H193ZM209 242H210V243H209ZM239 242H240V239H239ZM241 242H240V243H241ZM248 242H250V239H249L247 242H245V246H246V247H247L246 243L249 244ZM252 242H251L249 245L253 246L254 243H252ZM259 242H261V241H259ZM25 243H26V242H25ZM45 243H46V242H45ZM100 243H102V242H100ZM126 243H127V242H126ZM126 243H125V244H126ZM147 243H148V242H147ZM152 243H153V242H152ZM164 243H166V242H163V246H164ZM187 243H188V242H187ZM194 243H195V242H194ZM208 243L211 244V246H210ZM233 243H234V242H233ZM11 244H12V243H11ZM97 244H98V243H97ZM97 244H96V245H97ZM105 244H107V243H105ZM105 244H104V245H105ZM134 244H135V243H134ZM155 244H156V242H155ZM155 244H154V245H155ZM158 244H159V243H158ZM188 244H189V245H188ZM188 244L186 245V243H184L185 246H188V247H189L191 243H188ZM212 244H213V246H212ZM231 244H232V243H230V244H228V245H231ZM259 244H261V243H259ZM9 245H10V244H9ZM12 245H13V244H12ZM17 245H18V244H17ZM93 245H95V244L93 243ZM93 245H92V246H93ZM99 245H100V244H99ZM99 245H98V246H99ZM101 245H102V244H101ZM111 245H112V244H111ZM113 245H115V244H113ZM113 245H112V246H113ZM128 245L130 246L129 243H128ZM132 245H133V244H132ZM144 245H145V247L147 246V244H144ZM144 245H143V247H144ZM152 245H153V244H152ZM154 245H153V247H154ZM195 245H194V246H195ZM207 245H209L210 247L207 246ZM232 245H233V244H232ZM232 245H231V246H232ZM234 245H235V244H234ZM241 245H240V248H241ZM249 245H248V247H249ZM263 245H264V244H263ZM88 246H90V245H88ZM98 246H97V247H98ZM112 246H110V248H111ZM122 246H123V244H122ZM122 246H120V247H122ZM149 246H150V245H149ZM156 246L158 247V245H156ZM156 246H155V247H156ZM161 246H162V245L159 244V247H161ZM163 246H162V247H163ZM180 246H181V247H180ZM194 246H192V245L190 246L191 251L193 250L192 248H193ZM231 246H230V247H231ZM255 246H256V245H255ZM255 246H253V249H254ZM259 246H260V245H259ZM259 246H256V247H259ZM261 246H262V245H261ZM105 247H106V246H105ZM114 247H116V246H114ZM139 247H140V246H139ZM139 247L136 248L138 251H139V249H140ZM141 247H142V246H141ZM150 247H151V249H153L152 246H150ZM155 247H154V250L156 249ZM162 247H161V248H162ZM164 247H165V246H164ZM168 247H169V246H168ZM188 247H186V248H188ZM93 248H94V246H93ZM100 248H101V246H99V249H100ZM103 248H104V246H103ZM103 248H102V249H103ZM110 248H109V250H110ZM138 248H139V249H138ZM147 248H148V247H147ZM240 248H239V246H238V250H240ZM242 248H245V247L242 246ZM242 248H241V250H242ZM251 248H252V247H251ZM259 248H261V247H259ZM259 248H258V249H259ZM94 249H95V248H94ZM94 249H93V250H94ZM102 249H101V250H102ZM107 249H108V248H107ZM124 249H126V246H125ZM132 249H135V248L132 247ZM196 249H197V248H194V251H195V253L193 252L194 254L197 253V252H196ZM230 249H231V248H230ZM246 249H247V248H246ZM248 249L250 250V247H249ZM248 249H247V250H248ZM97 250H98V249H97ZM97 250H96V251H97ZM101 250L99 251V253H104V252H103L104 249L102 250V252H101ZM114 250H116V249H114ZM114 250H112V252H113ZM122 250H123V249H122ZM129 250H131V249H129ZM137 250H134V251L138 252ZM161 250H162V249H161ZM183 250H184V249H183ZM188 250H189V249H188ZM214 250H215V252H213ZM236 250H237V249H236ZM236 250H235V251H236ZM241 250H240V252H238V253L241 254ZM247 250H244L243 252L246 251V252L249 253V251H247ZM105 251H108V250H105ZM119 251L121 252V250H118L117 252H119ZM134 251H133V252H134ZM146 251H147V249H146ZM152 251H153V253L151 254L152 257H150L151 255H150L149 252H152ZM228 251H229V250H228ZM254 251H256V249H255ZM262 251H263V250H261V253L263 254L264 251H263V252H262ZM94 252H95V251H94ZM109 252H110V251H109ZM109 252H107V253H109ZM125 252H126V251H125ZM125 252H124V253H125ZM136 252H134V253H136ZM188 252H189V251H188ZM219 252H220V251H219ZM233 252H234V251H233ZM243 252H242V255H243ZM252 252H253V251H252V249H251V255L256 254V253H253V254H252ZM259 252H260V251H259ZM121 253H123V252H121ZM121 253H120V254H121ZM138 253H139V252H138ZM138 253H137V254H138ZM190 253H191V252H189V254H190ZM199 253H197V254H199ZM213 253H214V254H213ZM227 253H228V252H227ZM227 253H226V254H227ZM234 253H236V252H234ZM234 253H233V254H234ZM248 253H247V254H248ZM261 253H260V255H261ZM129 254H130V253H129ZM181 254H183V253H181ZM218 254L220 255L221 258H220V257H217ZM221 254H222V253H221ZM229 254H230V253H228V256H229ZM135 255H136V254H135ZM139 255H140V254H139ZM159 255H164V254L162 253V254H159ZM178 255H179V257H177ZM214 255H216V256H214ZM230 255L232 256V254H230ZM235 255H238V254L236 253ZM245 255H246V254H245ZM257 255H258V254H257ZM257 255H256V256H253L251 261H254L253 258H257ZM260 255H259L258 257H260ZM263 255H264V254H263ZM263 255H262V257H261V258H263L262 261L259 260V258L256 259V261L258 260V261L262 262V263H259V264H264V262H263V261H264V257H263ZM114 256H115V255H114ZM120 256H121V259H122V256H123V259H124V260H122V262H121V261H120V262H121L122 264H124V261H126L127 258H126L125 255H122V254H121ZM124 256H125V257H124ZM133 256H134V255H133ZM141 256H143V255H141ZM147 256H146V257H147ZM155 256H157V255H155ZM193 256H194V255L192 254V257H193ZM200 256L197 255V257H200ZM226 256H227V255H226ZM226 256H224V257H226ZM231 256H229V257H231ZM240 256H241V255H240ZM240 256H237V257L239 258ZM117 257H118V256H117ZM136 257H138V256H136ZM197 257L195 256V258L193 257V259H196ZM229 257H227V258H229ZM244 257L247 258V256H244ZM244 257H243V258H244ZM112 258H114V257H112ZM130 258H131V257H130ZM132 258H134V257H132ZM141 258H142V257H141ZM141 258L138 257V258H135V259H138V260H145V259H148V258H145V259H143V258L141 259ZM154 258H156V260H155ZM164 258H165V259H164ZM177 258H178V259H177ZM241 258H242V256H241ZM241 258H240V260H242ZM118 259L120 260L119 257H118ZM125 259H126V260H125ZM135 259H134V260L132 259V262H133V261H136ZM229 259H230V258H229ZM236 259H237V258H235V260H236ZM247 259H249V257H248ZM247 259H246V260H247ZM176 260H177V261H176ZM233 260H234V255H233ZM235 260H234V261H235ZM238 260H239V259H237L236 261H238ZM240 260H239L240 264H244L243 262H245V261H244L245 258L243 259V262L240 261ZM114 261H115V260H114ZM171 261H172V262H171ZM194 261H195V262H194ZM234 261H232V259H231V262H234ZM247 261L249 262L250 260H247ZM247 261H246V262H247ZM251 261L249 262L250 264H251ZM129 262H130V261H129ZM139 262H140V261H139ZM142 262H143V261H142ZM147 262H148V261H147ZM196 262H197V263H196ZM241 262H242V263H241ZM248 262H247V263H248ZM116 263H118V262H116ZM126 263H127V262H126ZM126 263H125V264H126ZM133 263H134V262H133ZM136 263H137V262H136ZM140 263H141V262H140ZM140 263H138V264H140ZM144 263H146V261H145ZM235 263L237 264V262H235ZM235 263H234V264H235ZM247 263H246V264H247ZM252 263H253V262H252ZM128 264H129V263H128ZM130 264H131V263H130ZM254 264H256V263L254 262ZM257 264H258V263H257Z\"/></svg>",
    "mask_w": 264,
    "mask_h": 264
}]
</instances>
